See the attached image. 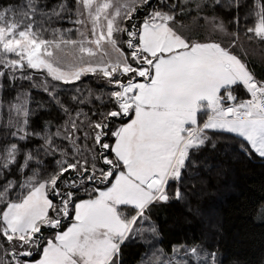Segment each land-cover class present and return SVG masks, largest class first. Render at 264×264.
<instances>
[{
  "label": "snow or ice",
  "instance_id": "6c2138e0",
  "mask_svg": "<svg viewBox=\"0 0 264 264\" xmlns=\"http://www.w3.org/2000/svg\"><path fill=\"white\" fill-rule=\"evenodd\" d=\"M257 158L264 0L0 3V264H245L211 194Z\"/></svg>",
  "mask_w": 264,
  "mask_h": 264
},
{
  "label": "trees",
  "instance_id": "16d2710c",
  "mask_svg": "<svg viewBox=\"0 0 264 264\" xmlns=\"http://www.w3.org/2000/svg\"><path fill=\"white\" fill-rule=\"evenodd\" d=\"M8 0H0L7 3ZM259 70V65H256ZM218 192L211 194L224 220V245L229 255L239 257L245 264H259L264 257V225L255 221L245 210L264 201V160L242 159L234 162L232 171L221 177ZM234 186V187H233ZM179 207H169L154 213L165 234L164 243L175 241L196 230L195 221L186 223ZM143 248L126 249L127 264H137Z\"/></svg>",
  "mask_w": 264,
  "mask_h": 264
}]
</instances>
